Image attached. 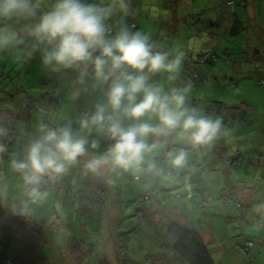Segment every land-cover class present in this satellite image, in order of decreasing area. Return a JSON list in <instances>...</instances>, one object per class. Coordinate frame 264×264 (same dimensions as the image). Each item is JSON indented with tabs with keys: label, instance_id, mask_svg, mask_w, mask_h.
Returning <instances> with one entry per match:
<instances>
[{
	"label": "rangeland",
	"instance_id": "374dc122",
	"mask_svg": "<svg viewBox=\"0 0 264 264\" xmlns=\"http://www.w3.org/2000/svg\"><path fill=\"white\" fill-rule=\"evenodd\" d=\"M133 1L136 7L140 9L136 11L133 8V11L136 12L130 16H135L138 23L148 26L146 31H150L153 39H157V42L168 46L174 39L173 50L179 48L185 52L187 46H192L197 33L195 27L199 24L201 30L204 31L201 36L204 33V38L213 39L206 52L210 50V52L215 53L218 63L211 71H203L202 74H219L216 94L212 93L213 87L210 88L207 85L210 81L206 79L208 76L197 78L199 93L203 97L207 98L211 93L212 98L220 100L224 104L220 114H212L213 119L224 120L222 134L213 142L216 141V144L220 145L221 138L226 142V145L236 148L237 143L233 141L236 137H240L242 142L239 145L242 146L244 152L246 148H250L264 155V121L260 120L261 116H259V112H261L260 115L264 117V74L257 75L256 72V70H264V0H233L231 4H228L230 0H148V7H146L147 0H143V9H141L140 0ZM242 1H245L244 5ZM164 3H166V9L163 8ZM145 7L146 10H144ZM225 8L232 9L233 12L239 14L241 19L246 21V26L243 27L242 31L236 33L238 35L233 34L236 36H230L225 28L220 29L216 26L210 29L207 25L209 19L220 18V13ZM245 8L253 10L251 17L246 16ZM228 15L227 10H225L223 13V25L225 26L229 25ZM214 34L219 36L214 38ZM204 41L200 37L197 42L201 48L204 47ZM223 48L230 49L228 55L222 51ZM34 54H37V51L31 55L23 54L17 58L8 53H0V72L3 71L4 74L8 75L7 86L5 87L7 93L5 94L9 105L8 111L0 110V121L2 118H9L17 121V127L24 125L19 128V132L15 134L13 141L10 138L14 135L10 138L6 137L11 141L0 142L7 145V151L0 154V186H2L0 189V264H37L40 261L38 251L42 255L41 258L46 260L45 264H175L174 255L168 257V254L165 253H170L169 249H163L159 254L154 253L158 248L162 249L161 245L170 241L166 233L165 221L155 222L157 217H155L154 212L173 215L171 205L168 207L160 205L153 208V210L148 211L146 219L140 220L138 223L136 222L137 215L127 217L130 213H135L139 206L137 202L130 203L134 198L135 190L142 189L147 184L142 179H128L125 174L105 172L101 176L85 175L83 161L99 155L100 152L97 149L88 151V154L81 159V163L73 166L63 177L45 185L49 192L46 201L29 204L27 213L23 215L12 211L11 205L13 203H19L26 199V190L19 176L12 172L9 161L13 156L23 155V150L37 129V113H40L39 110H35V117L28 120L23 115L29 113L31 107L37 108V105H27L29 108L22 107L25 106L26 101L23 102L25 96L31 95L34 98L37 96L35 94L37 93V86L44 77V74H40L37 66V61L41 55L33 57ZM185 55L189 56L190 53L187 52ZM255 59H257L256 62L259 61L258 59L262 60L259 69H255L258 67L253 64ZM238 61H241L244 70L250 72L239 73L243 83H240L237 90L238 96L228 98L223 89V79L226 74L231 75L229 73ZM205 66H209V64ZM58 75L61 78L68 77L66 74ZM225 80L228 82V79ZM153 82L162 85L166 90L168 89L165 87L163 79ZM40 84L44 86L43 82ZM181 84L182 82L179 81L178 86ZM243 87L246 89L244 93H242ZM16 89H19L20 92L15 91ZM72 95L68 93L62 105L65 107V110L62 111L66 117L70 116L71 109L74 111L77 108V105H72ZM1 102L0 99V109H5ZM14 105L18 111L16 113L12 111ZM228 105H234L235 111L231 112ZM249 108L252 111L247 112ZM49 119H46V112H44L39 115L38 120L40 123H48L44 121H49L50 125L58 126L63 118H58L57 122L54 118L50 117ZM244 120L246 123L241 124ZM25 121L28 123L25 124ZM151 122L155 123L156 121L153 119ZM73 128L76 129L74 126ZM257 137H259L260 142L255 141ZM211 144L213 143L209 145ZM185 146L177 147L175 145L177 148H184ZM158 150L157 155H161L160 158H156V151L153 153L156 162L161 161L165 167H168L166 149L160 146ZM184 150L188 156H196L199 153L197 148ZM262 160L264 162V158ZM198 161H200V157ZM236 173L242 175L241 171ZM126 175H131V173ZM100 184H102V192L106 196L98 190ZM68 191L70 192L68 198H65ZM57 192L62 197L59 198L62 199L61 201L56 197ZM93 193H97L98 197L103 195L105 199L99 201L93 196ZM73 194L79 199L82 197L80 203L71 201ZM85 197L92 198L93 203L89 205ZM231 200L233 201V213H238V219L232 224H227L229 227L233 226V228L232 226L229 228L227 237V245L231 250L225 256L223 246L218 245L213 248L215 243L208 242L207 245L213 253L211 255L213 262L217 263L223 259L229 264H264V245H260L258 238H252L249 249H239L240 244L238 242L242 235H246V229L248 231L253 227L247 228V222H243L248 218L242 217L245 206L242 205V211L238 212L236 201L241 205V199L233 194ZM145 203V206L149 208V201ZM219 209L220 205L213 203L209 213L215 227L226 215ZM250 217H252L251 213ZM254 219L255 223L258 224L260 218ZM191 220L199 225L201 219L191 215ZM11 226L26 229H19V231L7 236L8 228L10 231L13 230ZM199 226L204 228V220ZM29 227L37 230L38 233L36 234L32 229L29 230ZM257 228L259 227L257 226ZM259 232H263L258 233L260 236L261 234L264 235V227H260ZM217 233H219L218 228ZM72 239L74 246L69 248ZM119 246L122 247L124 254L118 255L117 248Z\"/></svg>",
	"mask_w": 264,
	"mask_h": 264
},
{
	"label": "clouds",
	"instance_id": "9594fccd",
	"mask_svg": "<svg viewBox=\"0 0 264 264\" xmlns=\"http://www.w3.org/2000/svg\"><path fill=\"white\" fill-rule=\"evenodd\" d=\"M132 14L131 0H0V53L20 58L38 51L45 67L77 70L80 84L91 77L92 87L104 93L94 111L76 118L78 131L71 119L58 126L40 123L23 155L10 159L26 190V199L11 205L13 212L23 215L29 204L46 201L45 185L79 165L89 148H99V140H90L93 131L112 141L105 152L83 161L84 174L94 176L155 172L153 153L160 144L170 148L168 167L179 172L188 154L175 145L200 148L222 134L221 119L186 105L188 87L166 90L151 82L165 73L170 83L176 81L185 52L167 49L150 31L127 23ZM5 136L0 126V138ZM6 151L0 143V154ZM254 211L257 226L264 227V204Z\"/></svg>",
	"mask_w": 264,
	"mask_h": 264
},
{
	"label": "trees",
	"instance_id": "16d2710c",
	"mask_svg": "<svg viewBox=\"0 0 264 264\" xmlns=\"http://www.w3.org/2000/svg\"><path fill=\"white\" fill-rule=\"evenodd\" d=\"M242 2L244 5L245 1H242ZM133 8L136 9V11L138 10V7H136V4L133 5ZM136 11H133V12H136ZM127 23L135 25L137 29H142L145 31L147 30L146 27L142 26L136 21L135 16H129L127 18ZM217 27H220V26L218 25ZM220 28H224V26ZM226 28H227L228 33L236 34L238 33V31L242 29V21L239 18L233 19L230 21L229 25ZM217 36L219 35L214 34V38ZM157 37L159 38V36ZM155 41H157V39ZM165 47L167 49L173 50L174 44L171 41V45H168ZM37 55H41V54L37 51V54H34L33 57H37ZM185 57H186L184 61L185 64L191 66L192 70L190 71V73L186 72L187 74L186 73L182 74V72L180 71L179 73L180 75L178 79L169 84L164 83L165 87L170 88L173 85L178 86V82L181 81L182 84L179 87H188L187 100H186V105L188 107L192 108L199 115H203V116L212 117L213 113L220 114L222 112L221 109L224 106L223 102L212 98L211 93L209 94V97L207 98L203 97L199 93V89H198L199 84L197 82V78L200 77L198 73L199 67L202 65V63L204 62L206 58L208 57L215 58L216 54L210 52L209 50L208 52H204L203 54H198L195 60L191 58L190 55L189 56L185 55ZM41 60H42V57L39 56V60L37 61L38 63L37 66L39 68L40 74H44V77L42 79L44 86H41L40 83L42 82H40L39 85L37 86V93H35L37 94V96L35 98L31 95L25 96V99L23 100V102L26 101L25 106H22L24 108L26 107L29 108L27 105L29 106L37 105V108L31 107V110L29 111V113H26L23 116L26 119L31 120L33 119V117H35L34 111L39 110L40 113H37V126L40 124V121L38 120L39 115L46 112V119L48 120H50L49 118L51 117V118H54L55 122H57V120H59L58 118L60 117L63 118L60 120L59 125H62L66 123L67 120L71 119L73 121V126L76 128L75 130L78 131L79 129L77 127V124L75 123L76 118L79 115H82L84 113L94 111L95 105L103 101L104 99L103 90L99 88L94 89L92 87L93 81L91 77L86 78L84 84H80L77 79L79 75L77 70L61 69L59 71H53L51 68L45 67L42 64ZM256 60L257 59H255V62H253V64L255 66H261L262 61L258 59L259 61L256 62ZM58 74H66L68 75V77L66 76L64 78H61ZM5 75L6 74H4L3 71L0 72V83H2L0 85V94H1L0 99L2 100L1 104H4L5 106V109H0V110L8 111L9 109L8 99L5 94L7 93V91H5L6 89L5 87L7 86L8 75H6V77ZM161 75L162 74H157L156 79L158 77H161ZM165 75L167 76V74H164V76ZM230 83L233 86V82H230ZM35 85H37V83H35ZM15 91L20 92L19 89H16ZM68 93L73 94L71 96L72 105L74 106L77 105V108L74 111L73 109H71L70 116L66 117L62 111V110H65V107H62V105L65 99V96ZM15 106L16 105H14L12 108L13 113L18 112L16 111L17 108ZM226 107L227 106L225 105V108ZM228 107L230 108L231 112L235 111L234 105H228ZM250 111H252V109L249 108L247 112H250ZM245 120L241 124H245L246 123ZM223 121L224 120H222V124H223ZM44 122H48V124L50 125L49 121H44ZM128 122L129 121H125V124L127 125ZM26 123H28V121H25V124ZM0 126H3L7 129V136L0 139V142H4L5 140L8 141L10 139H12L13 141L15 138V134H18L19 132V128L23 127L24 125L17 127V121H14L13 119H9V118L7 119L2 118L0 121ZM50 126H53V125H50ZM13 135L14 137L10 138V136H13ZM6 137L10 139H6ZM91 139H97L99 141L101 139V143L99 145V148L97 149L100 153L105 152L110 146V144L112 143V141L108 140L106 137L98 134L97 131L92 132L90 136V140ZM244 139L246 140V138ZM255 141L259 142V137H257V140ZM233 142L237 143L236 148L226 145V142L221 138H220V143H221L220 145H217L216 141L214 142L212 141L211 143L213 144L211 145L208 144V145L211 146V148H213L214 150H216V152L212 150L213 154H211L209 149H206V146H202V149L205 151L209 150L210 154L214 156V160H216V165L232 167V168H235L234 170L246 168V166L248 165L247 164L248 160L253 163L263 162L262 159L264 158V155L257 153L256 150H251L250 148H246L245 152L243 151L242 146L239 145L242 142V138L236 137ZM160 146L166 149V153L170 150V148L166 147L165 145H162V144L158 145V148L155 152L156 158H160L161 156V155H157V152L159 151L158 149L160 148ZM188 147L191 148L190 146ZM92 150L93 149L90 148L89 151H92ZM157 164L159 168L155 172L141 173L137 175L131 174L128 176L125 175L128 179H133V180L142 179L147 184L146 187L139 189V190H135L134 198H132V201L130 203L137 202L139 206L136 208L135 213H132V214L130 213V215H128L127 217L137 215L136 222L138 223L140 222V220L146 219V217L148 216L147 214L148 211L153 210V208H151L153 205L157 204V206H160V205H163L164 202H168V201L171 203V205H174L176 203L178 207H182V208H185L186 205H188L187 208L190 209L189 211L190 212L191 210L194 211L193 214H190L187 209L186 212L188 213V218H190L191 215L199 217L201 213H197L198 209L196 210L195 206L191 204L194 201L196 202V199L189 198L188 199L189 204H188L186 198L189 197V192L187 189L186 190L182 189V186L191 185L192 182L188 180V178L185 180L184 177L186 174L189 176L190 173L194 170L190 168L188 169L187 167H185L183 170H180L179 172H177V170L173 168L170 169V167H165V165L161 161L157 162ZM171 181L172 183L170 185ZM72 189L74 190V188ZM98 190H100V192L103 194L102 184H100ZM224 192L223 190L219 192L218 194L219 199H221V197H223L224 195H227V194H224ZM69 193L70 192L68 191L67 194L65 195L66 196L65 198H68ZM233 194H236L239 197L238 192L235 191L233 193L228 194L230 199L233 196ZM103 195L106 196L105 194ZM103 195L101 197H98V194L96 193L93 196L97 200L100 201V200L105 199ZM205 195H206L205 198L207 197L208 202H210L211 196L207 192H205ZM75 196H76L75 194L71 196V199H72L71 201H77L78 203H80L81 202L80 200L82 197L79 199L78 197H75ZM56 197L58 200L60 201L62 200V199H59L61 197L59 192H57ZM85 198L87 199V202L89 203V205L93 203L92 198L90 197H85ZM183 199L185 201H183ZM146 201H149V206H150L149 208L145 206ZM200 201H201L200 198H198V202ZM236 206L241 207L242 205H239V202L236 201ZM157 212L158 211L154 212L155 216L158 214ZM160 213H161V218H162L163 212H160ZM169 217H170V213L169 214L164 213V217L163 219H161V221H165V224L167 226L166 233L170 240L169 243L167 244L165 243L164 245H161L162 249H165V250L169 249L170 254L177 255L180 259H182L183 264H212L213 259L210 254L209 247L204 242L200 231L195 228L188 227L187 225L182 224L176 221L175 219L167 223L166 219L164 218H169ZM155 222H160V221H155ZM11 228L13 230L10 231L8 228L7 233H6L7 236H10L14 232L19 231V229H22V230L26 229V228H19L15 226H11ZM30 229H32V231H35L32 227L31 228L29 227V230ZM35 233L37 234L38 231L36 230ZM238 243L240 244L239 249L247 250L250 247L248 243H252V240L251 238L241 237V240ZM73 246H74V243L72 239L71 244L69 245V248H73ZM117 252H118V255H121L122 253L124 254V251H122L121 246L117 248ZM38 255H39L38 259L40 261H38L37 264H45L46 260L41 258L42 255L40 254L39 251H38Z\"/></svg>",
	"mask_w": 264,
	"mask_h": 264
},
{
	"label": "crops",
	"instance_id": "0c3cea01",
	"mask_svg": "<svg viewBox=\"0 0 264 264\" xmlns=\"http://www.w3.org/2000/svg\"><path fill=\"white\" fill-rule=\"evenodd\" d=\"M233 3V0H230L228 2V4ZM131 4L132 7L135 4L133 0H131ZM140 5H141V9H143V0H140ZM148 0L146 3V7H148ZM166 3H164V7L166 9ZM146 7L144 10H146ZM190 7V6H189ZM244 7V6H243ZM140 8H138L139 10ZM227 10L228 12V16L227 19L230 23L231 20L233 19H240L242 21V29L243 26H246V21H244L243 19H241V17L239 16V14H237L236 12H233L232 9H224V11ZM245 13L246 16L249 15V17H251L253 15V10L252 9H247L245 8ZM220 13V18L216 19H209L207 22V25L209 26V28H215L216 26H224V28L226 29L227 32V26L223 25L224 23V17H223V13ZM195 14V13H193ZM236 15V16H235ZM238 16V17H237ZM141 24V23H139ZM142 25V24H141ZM153 25V24H152ZM143 26V25H142ZM144 27H148V26H144ZM153 27V26H152ZM197 33L196 35V39L195 42L192 46H187L185 48V53H190V57L193 58L195 60L196 56L198 54H203L204 52H206L210 45L212 44V40L211 38H204V33L201 36V33L204 32L201 30L200 28V24L197 25L196 27ZM221 29V28H220ZM241 29V31H242ZM239 32V31H238ZM228 33V32H227ZM230 36H236L233 35L232 33H228ZM205 40L204 43V47L201 48V46L197 43L198 40L200 39ZM213 38V37H212ZM172 43L175 46V41L174 39L171 40ZM233 44V42H232ZM199 46V49H198ZM217 47V46H216ZM174 48V47H173ZM230 49L228 48H223L222 51H225L226 54H229ZM225 54V53H224ZM186 58V57H185ZM254 59V58H253ZM244 61V60H243ZM262 61V60H261ZM218 63V59L217 56L215 58H206L204 60V62L202 63V65L199 67L198 69V73L200 76L206 77L208 76V78L210 81L208 82V86L210 88L213 87V92L214 94H216L217 91V80L219 78V74H202L203 71L208 72L211 71L213 69V67L215 65H217ZM206 64H209V66H205ZM250 64L252 65L251 61ZM261 66L256 67L255 69H259ZM192 70L191 66L186 65L184 62V65L182 66L181 72L182 74L184 73H190V71ZM246 72H250V71H246L244 70V67L241 63V61L236 64V66H234L232 68V71L229 73L231 75H225L224 79H223V89L225 91V95H227L228 98H231L233 96H238L237 95V90L240 86V83H243V81L241 80L239 73H246ZM257 75L260 74H264V70H256ZM186 73V74H187ZM166 74V73H165ZM35 75V74H33ZM159 79H163V83H167L169 84L170 82L167 80V76L164 74L161 75V77H158L157 79H152L151 82H153L154 80L158 81ZM228 79V82L225 80ZM230 82H233V86ZM154 83V82H153ZM156 83V82H155ZM214 83V85H213ZM2 83H0L1 85ZM246 89L242 90V93L245 92ZM261 112H259V116H261L259 119L264 121V117L262 115H260ZM198 114V113H197ZM264 114V113H263ZM199 115V114H198ZM260 142V141H259ZM177 147H180L181 145H176ZM184 149H191L189 148L187 145L184 147ZM199 149V153L196 156H188V164H187V168L189 169H193L194 171H192L190 173V175L188 176L187 174L185 175L184 179L186 180L188 178V180H190L192 183L189 186H182V189L184 190H188L189 192V197L186 198L188 204H189V198L190 199H196V202L194 201L193 204L195 206V209L197 210V213H201V215L199 216V218L201 219L199 221V225L201 224L202 220H204V228L200 227L199 225H197L194 220H191V217L188 218V213L187 211V206L185 208L182 207H178L177 204L175 203L174 205H171V203L168 202H164L163 205H165L166 207H168L169 205H171V207L173 208V215L170 214V217L166 219V222L169 223L171 220L175 219L176 221L187 225L188 227H192L195 228L197 230L200 231L202 238L204 240V242L207 244L208 242L211 243H215L213 248H216L218 245L223 246L224 248V255L227 256L228 252L231 250V248L229 249L228 245H227V237L229 234V225H227L228 223H233L234 221H236L238 218V213H233V201L230 199L229 195L230 193L233 192H238L239 198L241 199V205L245 206L244 207V211L242 212V214L244 213V215H242V217L246 216V221L244 220L243 222H247V228H251L247 231L246 229V235H242V237H246V238H258V240L260 241V245H264V235L261 234V236L258 233H263V232H259V228H257V224L255 223V219L254 218H260V216L258 214L255 213L254 209L261 204H264V162H260V163H253L250 162L249 160L247 161V166L244 169H238V170H234L235 168L232 167H228V166H222V165H216V160H214V156H212V150L216 152V150H214L213 148H211V146L207 145L206 149H209L208 151H205L202 149V147L197 148ZM201 153V154H200ZM200 157V161L199 160ZM197 161V162H195ZM190 164V166H189ZM212 166V167H211ZM172 169V168H170ZM237 171H241L242 175H239L238 173H236ZM127 173H125L126 175ZM172 181L170 182L171 185ZM166 186V185H165ZM223 190L224 195L223 197H221V199H219V192ZM205 192H207L210 196H211V201L208 202L207 197L205 198ZM198 198H200V202H198ZM183 201H185L183 199ZM201 203V204H200ZM213 203H217L220 205V212L225 213V217L224 219L220 222V224H216L217 227H215L213 220L210 218L209 213H210V209ZM155 207H159L157 206V204L153 205L151 208H155ZM240 207V206H239ZM238 207V212L242 211V208ZM184 209V210H183ZM190 209H188V212L190 214H193L194 211L191 210V212L189 211ZM158 214L155 216L157 217L156 221H161V219H163L164 217V213L162 215L161 218V213L157 212ZM250 213L252 214V217H250ZM231 214V215H230ZM254 217V218H253ZM195 219V218H194ZM217 228L219 229V233H217ZM233 228V226H232ZM160 251H163V249L158 248L157 251H154L155 254H159ZM210 254L212 255L213 253L211 252L210 248H209ZM170 252V251H169ZM237 252V251H236ZM166 254H168V257H171L170 255H174L173 259L175 261V264H183L182 259H180L177 255L175 254H170L165 252ZM238 253V252H237ZM227 263L226 261H224L223 259H221V261L215 263L213 262L212 264H225ZM229 264V263H227Z\"/></svg>",
	"mask_w": 264,
	"mask_h": 264
},
{
	"label": "built area",
	"instance_id": "2783aa9c",
	"mask_svg": "<svg viewBox=\"0 0 264 264\" xmlns=\"http://www.w3.org/2000/svg\"><path fill=\"white\" fill-rule=\"evenodd\" d=\"M251 243H248V245H250Z\"/></svg>",
	"mask_w": 264,
	"mask_h": 264
}]
</instances>
